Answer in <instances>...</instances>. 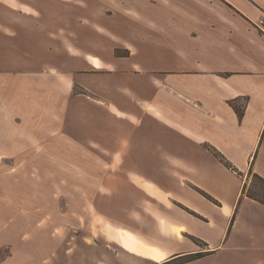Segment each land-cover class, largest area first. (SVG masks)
Masks as SVG:
<instances>
[{
  "label": "crops",
  "instance_id": "obj_1",
  "mask_svg": "<svg viewBox=\"0 0 264 264\" xmlns=\"http://www.w3.org/2000/svg\"><path fill=\"white\" fill-rule=\"evenodd\" d=\"M84 1L83 7L75 5L67 12L31 5L18 9L31 20V41L22 56L71 57L76 61L72 72L82 76L96 75L92 72L98 62L106 68L101 75L122 79L102 89V103L115 112L110 121L121 122L124 132L110 136L113 141L106 147L112 152L143 149L173 155L182 142L190 145L178 147L180 151L202 154L189 160L171 156L170 165L154 168L160 175L163 170L173 174L165 183L170 198L199 216L161 213L160 226L147 222L145 233L151 229L177 242L153 244L156 258L136 264H159L194 251L181 235L194 234L190 223L209 228L203 241L209 264H264V204L241 197L250 167L264 177V29L256 25L264 18V0H137L136 5L132 0L133 5L112 11L94 5L96 0ZM48 13H57L49 27L37 21ZM66 14L72 19L67 21ZM6 28L0 20V35L15 38L4 33ZM93 39V45L81 44ZM115 48L128 53L116 55ZM134 57H143L141 64L121 66ZM147 57L171 61L154 66ZM231 103L242 109L240 118ZM211 149L222 153L237 171L225 167ZM191 185L217 203L205 197V213L190 205L183 194L199 198ZM171 209L183 212L175 205ZM141 228L136 233H142ZM62 239L41 245L17 242L9 259L18 264L35 260L38 251L44 257L56 251L53 264H97V244L67 246ZM127 260L122 264H131Z\"/></svg>",
  "mask_w": 264,
  "mask_h": 264
},
{
  "label": "rangeland",
  "instance_id": "obj_2",
  "mask_svg": "<svg viewBox=\"0 0 264 264\" xmlns=\"http://www.w3.org/2000/svg\"><path fill=\"white\" fill-rule=\"evenodd\" d=\"M82 2L0 0V20L7 23L4 33L15 37L0 35V264H14L9 257L17 242L23 246L41 245L42 241L56 243L58 237L67 246L97 244V264H122L127 259L136 264L141 259L156 258L153 244L177 242L161 238L151 229L149 234L145 233L143 226L147 222L160 226L161 213H199L170 198V186L165 185L167 177L173 175L170 171L163 170L160 175L154 169L170 165L171 156L181 160L201 156L200 152L178 149L190 144L179 142L173 155L143 149L124 154L107 149V144L113 141L110 136H121L124 132L121 122L110 121L115 112L102 103L105 97L102 89L106 84L115 86L122 79L101 75L106 68L98 62L94 63L97 70L92 72L96 75L82 76L72 72L76 61L71 57L22 56L31 41L28 32L31 20L17 11L31 5L51 12L57 9L67 12L72 6L86 5ZM93 4L112 11L133 2L96 0ZM66 16L67 21L72 19ZM56 17L57 13H48L45 19L37 21H44L49 27L57 21ZM9 22L14 26L10 27ZM93 43L94 39L81 44L87 47ZM114 53L125 56L128 52L115 48ZM140 59L143 57L130 58L121 66L141 64ZM148 59L154 66L171 61L164 57ZM91 138L98 142L93 143ZM246 180L248 184V175ZM156 181L163 184H155ZM191 186L199 198L188 194L183 197L205 213V196L198 190L201 188ZM254 186L259 189L262 184L255 181ZM239 203L240 199L237 206ZM174 205L183 212L173 211ZM140 227L143 231L138 234ZM189 227L194 234L181 235L189 239L194 251L159 264L189 262L187 259L192 255L197 258L190 260V264H209L205 261L203 242L209 228L195 223ZM84 250L81 258H85ZM49 255L44 257L38 251L35 260H18V264L57 263L56 251Z\"/></svg>",
  "mask_w": 264,
  "mask_h": 264
},
{
  "label": "trees",
  "instance_id": "obj_3",
  "mask_svg": "<svg viewBox=\"0 0 264 264\" xmlns=\"http://www.w3.org/2000/svg\"><path fill=\"white\" fill-rule=\"evenodd\" d=\"M231 105L233 106V108L235 109L238 117L240 118L242 116V109L239 108L238 106H236L234 103H231ZM211 152L213 153V155L228 169H232L237 171L233 165L231 164V162L220 152H218L216 149H211ZM249 173H248V184H245L243 186L242 189V193H241V197L243 195L247 196L250 199H253L261 204H264V177H262L261 175L257 174L256 172H253L251 167L249 168ZM238 174H241L238 171ZM255 181L262 184L261 188H257L255 187ZM196 188V187H194ZM198 189V188H197ZM207 199H209L210 201L217 203V201H215V199H213V197H211L209 194H207L206 192H204L201 189H198ZM194 215L198 216L197 214L193 213ZM197 254V253H196ZM197 256V255H196ZM197 257H195V255L189 256L187 261L196 259ZM161 264H173L170 261H166L163 262ZM180 264V263H177Z\"/></svg>",
  "mask_w": 264,
  "mask_h": 264
},
{
  "label": "built area",
  "instance_id": "obj_4",
  "mask_svg": "<svg viewBox=\"0 0 264 264\" xmlns=\"http://www.w3.org/2000/svg\"><path fill=\"white\" fill-rule=\"evenodd\" d=\"M256 25L263 30L264 29V18L259 19Z\"/></svg>",
  "mask_w": 264,
  "mask_h": 264
}]
</instances>
